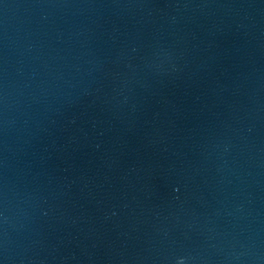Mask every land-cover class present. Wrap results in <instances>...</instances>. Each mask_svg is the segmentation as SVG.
<instances>
[{
	"label": "water",
	"instance_id": "1",
	"mask_svg": "<svg viewBox=\"0 0 264 264\" xmlns=\"http://www.w3.org/2000/svg\"><path fill=\"white\" fill-rule=\"evenodd\" d=\"M0 264H264V0H0Z\"/></svg>",
	"mask_w": 264,
	"mask_h": 264
}]
</instances>
